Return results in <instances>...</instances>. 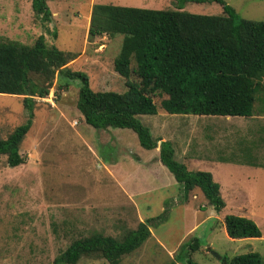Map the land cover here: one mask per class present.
Segmentation results:
<instances>
[{"label":"rangeland","instance_id":"obj_1","mask_svg":"<svg viewBox=\"0 0 264 264\" xmlns=\"http://www.w3.org/2000/svg\"><path fill=\"white\" fill-rule=\"evenodd\" d=\"M225 1L244 18L264 20V0ZM46 3L51 21L42 23L33 14L31 0H0V40L32 44L43 34L47 45L76 55L67 66L85 72L94 91L123 92L126 86L113 67L122 35L88 40L87 14L93 3L154 9L183 4L182 10L191 13H222L217 2L188 0ZM78 88V79L70 81L66 89L54 83L50 88L52 104L34 97L32 122L19 145L22 162L9 166L6 156L0 155V264H47L80 235L93 230L120 235L155 216L162 219L149 224L150 236L118 264H185L184 250L179 249L194 237L200 241L199 248L191 252L197 264H222L209 249L221 256L256 251L264 257V130L258 129V114L229 119L222 115L170 114L160 109L166 95H154L159 111L139 116L153 137L159 138L157 145L168 140L178 155L185 151L203 157L222 155L232 161L258 160L257 166L246 160L249 166L214 168L226 203L217 212L199 189L184 199L167 167L160 160L159 166L149 164L155 151L143 148L134 131L100 129L85 123L76 107ZM22 99V95L0 94V138L25 123L27 110ZM254 109L264 110V103L256 101ZM164 172L171 176V182ZM226 214L251 218L262 237H229L223 222ZM76 264L109 263L83 257Z\"/></svg>","mask_w":264,"mask_h":264},{"label":"trees","instance_id":"obj_2","mask_svg":"<svg viewBox=\"0 0 264 264\" xmlns=\"http://www.w3.org/2000/svg\"><path fill=\"white\" fill-rule=\"evenodd\" d=\"M185 1L180 0V3ZM188 1L217 2L222 13H191L182 10L183 4L170 9L111 3L92 5L88 40L102 35H122L113 67L125 79L123 92L94 91L85 72L67 66L76 55L47 45L43 34L32 44L0 40V94L22 95L27 110L25 123L16 126L6 138H0V155L6 156L7 164L17 166L22 162L19 145L32 122L34 97H44L54 83L57 88L66 89L70 81L78 79L76 107L85 123L100 129H131L143 148L158 146L159 160L173 175L183 198L187 199L189 193L198 188L212 208L220 211L225 202L211 173L187 169L175 158L168 140L157 145L159 138L153 137L139 116L159 111L154 95H166L160 101V109L170 114H264V110L254 109L256 101L264 103V20L242 17L225 0ZM31 8L42 23L51 21L46 0H31ZM156 219L161 220L162 216L140 221L134 229L120 235L96 230L80 235L47 264H76L83 257L118 264L124 255L138 249L150 236L149 224ZM223 222L231 238L261 236L251 218L226 214ZM199 246L197 237L181 244L183 263L197 264L191 252ZM220 263L264 264V257L249 251L232 257L222 255Z\"/></svg>","mask_w":264,"mask_h":264},{"label":"crops","instance_id":"obj_3","mask_svg":"<svg viewBox=\"0 0 264 264\" xmlns=\"http://www.w3.org/2000/svg\"><path fill=\"white\" fill-rule=\"evenodd\" d=\"M93 4H95V3H93ZM92 4V5H93ZM92 5L90 6V11H89V13L87 14V18H88V22H87V27H88V23H89V19H90V12H91V8H92ZM231 117H233V116H226V119H229V118H231ZM242 117H248V116H242ZM257 118V122L259 123L258 125V129H263L264 130V115H258V116H256ZM234 119H241V118H234ZM235 122H239L238 120H236ZM247 130H249V128H247ZM206 142V145H208V142L210 143V141H205ZM154 149V151H155V153H153L152 154V156H151V159H150V161H149V164L150 165H152V162L153 163H156V165L157 166H159L160 164H159V147L157 146V147H155V148H153ZM174 149V153H175V155L178 157V158H180V160H184V161H181V162H183L185 165H186V167H187V169H189V170H204V171H208V172H210L211 173V175H212V178H213V180L215 181L216 180V178H217V175L215 174L216 173V169H214V168H217V167H219V169L220 170H222L221 168H224V169H229V168H231V167H234V166H236V165H240V166H249V165H247L246 163H248V162H246V160H250L251 161V163H254V166H257L258 164H257V159H252V158H250V159H243L242 161H232V160H230V159H228L227 157H222V155L221 156H219V157H211V156H207V157H203V156H200L199 155V153H197V152H189V153H194V154H192V155H188V154H186L187 152H185V151H183L182 152V154H177V150H176V148H173ZM149 150V149H148ZM150 150H152V149H150ZM239 151V150H238ZM175 156V158L177 159V157ZM226 158V159H225ZM177 160H179V159H177ZM179 160V161H180ZM245 160V161H244ZM189 164V166L190 167H192V168H189L188 167V165H187V163ZM161 163V162H160ZM249 164V163H248ZM215 166V167H214ZM231 166V167H230ZM160 169H164V168H160ZM218 170V169H217ZM164 173H166L165 174V177L167 178V180H169L170 182L172 181L171 179V176L168 174V172H164ZM230 174V173H229ZM173 176V175H172ZM175 180V179H174ZM215 182H217V181H215ZM174 183H176V185H177V182H176V180H175V182ZM218 183V182H217ZM219 184V183H218ZM179 190V189H178ZM196 191H199L198 190V188H195V190H193V192H196ZM219 191H220V194H221V187H220V184H219ZM201 192V191H200ZM202 193V192H201ZM192 194V192H190L189 193V195H191ZM189 195H188V197H189ZM221 197H222V195H221ZM223 198V197H222ZM188 199V198H187ZM224 200V199H223ZM225 202V201H224ZM225 205H226V203H225ZM225 205H224V207H225ZM223 207V208H224ZM141 221H143V220H141ZM202 221V220H201ZM201 221H198V223H197V225L201 222ZM196 225V224H195ZM261 237H262V233H261Z\"/></svg>","mask_w":264,"mask_h":264},{"label":"built area","instance_id":"obj_4","mask_svg":"<svg viewBox=\"0 0 264 264\" xmlns=\"http://www.w3.org/2000/svg\"><path fill=\"white\" fill-rule=\"evenodd\" d=\"M51 96H53V90L52 89H50L48 94H46L44 97H37V99H39V100H47L49 103L52 104ZM74 124H76V122H74Z\"/></svg>","mask_w":264,"mask_h":264},{"label":"water","instance_id":"obj_5","mask_svg":"<svg viewBox=\"0 0 264 264\" xmlns=\"http://www.w3.org/2000/svg\"><path fill=\"white\" fill-rule=\"evenodd\" d=\"M209 251H210V253H211L212 255H214L218 260H221V258H222L221 255L217 254L215 251H213V250H211V249H209Z\"/></svg>","mask_w":264,"mask_h":264}]
</instances>
